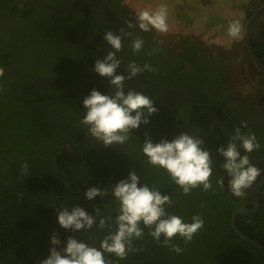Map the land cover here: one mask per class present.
<instances>
[{"label": "trees", "instance_id": "16d2710c", "mask_svg": "<svg viewBox=\"0 0 264 264\" xmlns=\"http://www.w3.org/2000/svg\"><path fill=\"white\" fill-rule=\"evenodd\" d=\"M9 1L0 0V68L4 69L0 77V264H39L49 257L52 247L62 251L69 236L99 248L108 228L94 225L88 234L73 233L59 225L58 210L71 211L80 205L95 215L93 207L99 205L102 215L112 216L114 221L118 202L111 194L88 201L84 192L91 187L109 189L132 169L140 176L141 186H154L171 197L172 204L165 206L168 214L185 223L199 215L205 223L190 242L179 235L174 238L172 243L183 249L180 254L158 244L144 228L143 238L133 242L137 251L130 252L127 259L105 253L112 264H264V250L238 237L232 228L240 204L229 189L230 178L217 154L216 138L201 137L212 155L213 189L195 188L188 195L166 170L147 163L142 150L136 149V141L105 147L88 134L81 119L83 100L92 89L110 92L108 80L94 71L96 59L106 52L95 45L81 52L72 50L73 44L70 47L68 42V47L56 44V39L67 41L76 26L86 21L91 25L89 16H78L80 4L76 2L69 13L48 12L49 23L37 20L39 14H32L26 4L12 6ZM68 17L78 24L70 26ZM129 89L141 91L134 79L125 80V90ZM132 134L137 135L138 130L130 138ZM161 139L157 136L154 143ZM23 163L29 165V175L22 177ZM221 176L223 189L216 184ZM236 224L246 236L264 245V200L257 215L237 216ZM111 228L115 230L114 222ZM54 234L61 240L59 246L51 244Z\"/></svg>", "mask_w": 264, "mask_h": 264}, {"label": "clouds", "instance_id": "9594fccd", "mask_svg": "<svg viewBox=\"0 0 264 264\" xmlns=\"http://www.w3.org/2000/svg\"><path fill=\"white\" fill-rule=\"evenodd\" d=\"M168 8L160 5L155 10H141L136 12V26L143 32L153 29L165 33L168 31ZM128 28L134 27L131 21L127 22ZM242 32L241 22L230 21L227 35L232 39H238ZM131 38V50L134 55L144 49L145 41L142 37H132L131 32L120 29V34L107 30L104 40L110 49L103 59H96L94 71L101 78L107 79L110 85L109 94H102L97 89H92L90 95L83 100L85 114L81 124L86 126L88 134L103 143L105 147L114 144L123 145L130 138L133 130L140 126L150 124V117L158 112L151 98L142 91L134 89L125 90V80L136 78L145 71L153 72L150 63L142 67L135 61L127 65V75L117 74L122 60L117 53L122 50L123 40ZM156 49L147 53L153 55ZM4 69L0 68V77H3ZM2 90V89H0ZM244 123L234 129V134L228 138L226 146H220L216 151L223 158L222 168L227 172L228 186L235 197H245L246 189L252 187L261 175L258 167L250 161L248 154L260 149L255 134L244 133ZM204 141L181 132L171 141L167 138L154 143L150 134L145 132V141L142 144V152L147 157V163L153 167H159L168 173L172 182L179 186L185 195L195 188L204 191L213 189L210 177L213 175V160L209 150L203 146ZM243 149L245 154L241 153ZM29 175V165H21V176ZM217 186L224 187V178L218 177ZM111 194L118 202L117 214L103 216L99 205H94L95 215H90L85 209L76 205L69 211L64 208L59 211L58 223L73 233L84 234L89 232L94 225L99 229H109V234L100 242L99 248L85 241H80L72 236L67 238L66 246L62 251L57 247L50 249V255L39 264H112L105 258V253L114 255L120 260L127 259L130 252L137 251L133 246L135 240L144 236V228L149 229V235L162 246L169 247L180 254L183 249L178 244H173L174 238L179 237L186 243L190 242L194 235L204 226V220L199 215H194L190 223H185L181 217L166 212L165 206L172 204L169 195H162L157 188L147 184L141 186L140 176L132 169L128 177L120 180L109 189L102 190L99 187L88 188L84 197L93 201L97 197L103 200ZM97 218H99L97 224ZM116 228L112 230L111 224ZM141 223L144 227H141ZM163 237V240H161ZM51 244L59 246L61 240L58 234L51 238Z\"/></svg>", "mask_w": 264, "mask_h": 264}, {"label": "flooded vegetation", "instance_id": "af4514ba", "mask_svg": "<svg viewBox=\"0 0 264 264\" xmlns=\"http://www.w3.org/2000/svg\"><path fill=\"white\" fill-rule=\"evenodd\" d=\"M76 2L80 4L78 16L88 15L91 25L86 21L74 28V41L68 42L70 47L73 44L72 50L82 52L95 45L107 53L111 49L104 40L105 32L111 30L120 34L121 28L131 32L133 38L140 36L145 41L143 51L134 55L130 47L131 38H125L122 50L117 53L122 60L117 74L126 76L127 65L131 61L141 67L150 63L154 69L133 79L143 93H149L158 112L150 117V124H142L138 134H132L133 138L127 142L136 141V149L142 150L145 132L150 134L153 142L157 136L169 140L170 135L171 141L181 132H187L196 138L214 136L217 147H220L227 145L236 127L246 123L247 127L242 128V132L255 134L261 145L259 150L248 154L261 175L251 188L245 190V197H236L240 204L237 211L255 210L253 191L264 182V71L250 54L248 37H251L255 56L264 65V0H250L243 32L245 38L237 42L240 45L228 50L206 41L204 36L175 37L154 29L143 32L136 26V13L124 0H10L9 4H26L32 14H39L37 20L45 19L50 23L48 12L58 14L63 10L69 13V8ZM129 21L134 27L128 28ZM68 24L73 26L78 21L68 17ZM53 32L58 33L57 29ZM68 43L65 39H56V44L68 47ZM153 49L156 52L149 56L147 53ZM72 53L74 56L78 54ZM78 57L81 59L82 56ZM193 100L195 102L192 103ZM241 153L245 154L243 149ZM263 189L264 186L258 191V212L238 216L252 218L259 213L264 200Z\"/></svg>", "mask_w": 264, "mask_h": 264}, {"label": "rangeland", "instance_id": "374dc122", "mask_svg": "<svg viewBox=\"0 0 264 264\" xmlns=\"http://www.w3.org/2000/svg\"><path fill=\"white\" fill-rule=\"evenodd\" d=\"M134 12L155 10L160 5L168 8V31L163 35L175 37L204 36L206 41L224 49H234L245 38L246 12L250 0H124ZM239 20L242 32L238 39L227 35L230 21ZM226 21V25L225 22ZM237 40V41H236ZM69 34L67 42L71 43ZM136 85L137 82L135 81ZM138 86V85H137Z\"/></svg>", "mask_w": 264, "mask_h": 264}, {"label": "water", "instance_id": "95a60500", "mask_svg": "<svg viewBox=\"0 0 264 264\" xmlns=\"http://www.w3.org/2000/svg\"><path fill=\"white\" fill-rule=\"evenodd\" d=\"M248 47H249L250 54L253 57L254 61L256 62V64L258 65V67L264 71V65L257 59V57L254 54V51L252 49V40H251V37L250 36L248 37ZM263 186H264V182H262L261 184H259L254 189V191H253V200L255 202L254 204H255L256 209L255 210L241 209V210L237 211L233 215L232 221H231L232 228L235 231V233L238 235V237H240L244 241L248 242L249 244H251L252 246H254V247H256V248H258L260 250H264V245H262L259 242L251 239L250 237L246 236L243 232H241L238 229V226L236 224V218H237L238 215H254L255 213L258 212L259 207H260V205H259V199H258V191Z\"/></svg>", "mask_w": 264, "mask_h": 264}]
</instances>
